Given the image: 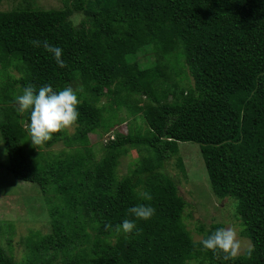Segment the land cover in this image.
Masks as SVG:
<instances>
[{
    "label": "trees",
    "instance_id": "16d2710c",
    "mask_svg": "<svg viewBox=\"0 0 264 264\" xmlns=\"http://www.w3.org/2000/svg\"><path fill=\"white\" fill-rule=\"evenodd\" d=\"M59 1V9L23 0L0 11L5 169L52 195L51 231L26 236L20 260L13 224L0 227V237L8 235L0 264H264V0ZM33 40L63 49L67 67ZM29 85L37 93L45 85L83 89L75 132L45 143L64 145L51 164L31 143L30 113L16 111L15 97ZM128 119V131L110 134L98 157L89 136L102 138ZM180 142L199 147L212 194L232 201L251 259L246 250L225 261L187 229ZM130 149L140 159L118 175ZM172 160L182 175L169 170ZM140 204L155 209L148 221L128 212ZM125 219L135 220L131 234L115 230ZM223 227L199 224L196 232L203 239Z\"/></svg>",
    "mask_w": 264,
    "mask_h": 264
},
{
    "label": "rangeland",
    "instance_id": "374dc122",
    "mask_svg": "<svg viewBox=\"0 0 264 264\" xmlns=\"http://www.w3.org/2000/svg\"><path fill=\"white\" fill-rule=\"evenodd\" d=\"M30 1V0H27ZM34 2L33 7H39L42 9H59L61 3L59 0H31ZM24 4L23 0H2L0 1V11L11 10L17 7L19 4ZM138 62H146V57L137 58ZM1 67V64H0ZM7 74L13 75L14 78H18L17 71L9 67L6 71ZM6 82L5 75L0 76V85ZM105 103V101H103ZM3 104H0L2 106ZM122 113L120 116H124ZM130 119L126 120L120 125H117L111 132L105 134L102 138L97 135H90V143L94 146V153L100 156L101 144L106 143L109 135L115 131H119L125 134L128 131ZM67 136H71L75 132V127H72L64 131ZM112 139V137L110 138ZM179 150L184 156L183 165L188 177L183 178L180 176V195L186 200L187 203L192 206L186 207L184 211V217L188 215L185 223L187 229L191 230L192 237L199 241L202 239V234L196 232V227L199 224H203L205 228L211 225L221 224L224 227H233L236 229L238 238L242 243L241 255L251 247V242L248 238L241 235L242 228L239 225V219L235 217L234 206L231 200H219L211 192L208 176L206 173L203 158L200 154L199 147L190 143H178ZM63 144L58 142L51 148H46L45 144L40 148H36V151L49 152L46 157L48 163H52L56 160V156L60 150L63 149ZM140 159L139 154L130 149L125 155L118 159L117 173L123 175L126 172L128 165L137 163ZM0 227L4 225L13 224L14 232L11 240L12 245L15 247L16 259L21 258L23 254H27L28 249L24 246V238L31 232L37 231L41 235L48 234L51 229L47 224L48 216V204L47 198L40 192V190L31 184L22 183L13 178V176L7 172V158L5 148L0 138ZM169 170L175 174H181L175 165V161L172 160ZM45 198V199H44ZM55 202V199H53ZM22 237V240H21ZM3 238H8L6 234L4 237H0V246L2 248H8ZM14 249V248H13ZM20 260V259H18ZM191 264H197L192 262ZM204 264H208L205 262Z\"/></svg>",
    "mask_w": 264,
    "mask_h": 264
},
{
    "label": "clouds",
    "instance_id": "9594fccd",
    "mask_svg": "<svg viewBox=\"0 0 264 264\" xmlns=\"http://www.w3.org/2000/svg\"><path fill=\"white\" fill-rule=\"evenodd\" d=\"M33 47H43L51 54L55 63L60 68L67 67L62 59L63 49L59 46L51 45L47 40L30 41ZM77 91L71 87L55 91L50 85L39 88L38 93L34 86H26L21 95L15 97V107L18 114L23 116L30 113V123L24 124L34 146H42L52 140L54 134L66 131L76 125L79 118L78 105L80 103ZM23 123V122H22ZM145 200H151L149 193H143ZM135 220L148 221L155 213L151 206L140 204L128 209ZM135 220L125 219L121 225L116 227V231L121 230L125 234H131L136 229ZM106 225V230L110 228ZM138 234V233H137ZM203 250L211 251L214 255L222 256L225 261H235L242 251V243L238 238L235 228H218L210 235L201 239ZM253 249L248 247L247 257L251 259Z\"/></svg>",
    "mask_w": 264,
    "mask_h": 264
}]
</instances>
